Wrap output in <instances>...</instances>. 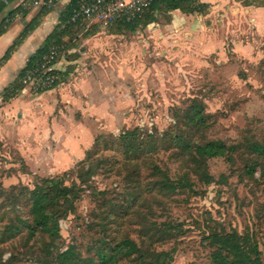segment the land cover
<instances>
[{
	"label": "rangeland",
	"instance_id": "374dc122",
	"mask_svg": "<svg viewBox=\"0 0 264 264\" xmlns=\"http://www.w3.org/2000/svg\"><path fill=\"white\" fill-rule=\"evenodd\" d=\"M224 2L70 28L61 85L0 106V264H218L226 236L264 264V20Z\"/></svg>",
	"mask_w": 264,
	"mask_h": 264
},
{
	"label": "trees",
	"instance_id": "16d2710c",
	"mask_svg": "<svg viewBox=\"0 0 264 264\" xmlns=\"http://www.w3.org/2000/svg\"><path fill=\"white\" fill-rule=\"evenodd\" d=\"M15 0H0V16L1 13L8 7L9 4L14 2ZM74 2V0H71ZM73 4V3H72ZM72 5H66L64 10L62 11V15L60 17V23L62 27L60 29H55L53 33H51L47 39L43 42V44L37 49V51L29 57L27 60L25 66L22 68V70L19 72V76L23 72V70L29 66L31 63H33L37 58H39L47 46L53 42L57 41L60 42L64 36H66L68 30L70 28H73L74 26L72 24H69L67 22V19L69 17L70 9ZM45 9L44 12L50 11V8H43ZM159 9L163 10H180L183 13L189 14V13H197L198 15H204L209 10V4L205 1L201 0H160L155 2L151 8L150 11L145 14L143 19L140 22L131 23V24H125L121 26H117L113 29H134L138 25L142 23H149L152 21L153 16L157 13ZM17 11H21L24 13L25 10L21 9L20 7H16L9 11L7 16L0 18V35L5 31L8 23L10 21H7V19L11 20V17L14 13ZM31 24H28L25 29L22 31V33L14 40L12 45L6 50L4 56L1 58L0 63L4 60H6L10 53L13 51V49L23 40V38L27 35V33L31 29ZM63 78L64 75H63ZM23 86L19 83L18 80L14 81L9 87L5 88L2 94V100L8 101L9 99L15 97L18 92L21 91ZM130 134H133L134 131L129 132ZM129 133H125V138L128 136H131ZM226 152V147L222 142L219 141H208L207 143L198 146L196 148V153L200 157L203 158H210V157H216V156H223ZM41 195H37L35 198V214L42 212L43 210V204ZM39 218L36 221V225L40 226L43 230H46V232L52 233L54 230L50 229V224L53 221L52 216H48L45 213L38 214ZM220 245L217 247L218 249V256L219 261L216 263L218 264H263L260 258V251L258 250V247L256 244L252 246V250L249 251L250 253L243 250L242 245L235 240L234 237H225L221 240H219ZM123 247L119 248H113L112 253L110 255L106 253H100L98 255V263L97 264H110L112 261L116 260L117 252L123 251V249L126 247L130 249L129 251H132L135 248V245L131 241H123ZM69 252L64 251L61 253L62 256H66Z\"/></svg>",
	"mask_w": 264,
	"mask_h": 264
},
{
	"label": "crops",
	"instance_id": "0c3cea01",
	"mask_svg": "<svg viewBox=\"0 0 264 264\" xmlns=\"http://www.w3.org/2000/svg\"><path fill=\"white\" fill-rule=\"evenodd\" d=\"M33 0H15L1 13L0 18L7 16L10 10L20 7L25 10L24 13L17 11L11 17L10 23H8L5 31L0 35V60L4 56L6 50L12 45L14 40L22 33L25 27L28 24H31V29L23 40L13 49L9 57L0 63V106L2 104H7V101L2 100V94L5 88L9 87L14 81H19V72L25 66L27 60L31 55H33L37 49L43 44L47 37L53 33L55 29H60L62 27L60 23V17L62 11L66 7L65 0H59L55 3L53 7L50 8V11L44 12L40 6H34L32 4ZM209 4V10L206 14L200 16L211 15V12L214 7H218L217 3L225 1L228 3L229 0H201ZM215 1V2H214ZM233 2L238 1V4L243 12L252 17V20L249 18V21L264 20V0H232ZM217 2V3H216ZM235 10V7H234ZM46 11V10H45ZM240 11V9H238ZM173 12H181L180 10H173ZM182 13V12H181ZM184 17L187 18L188 15L194 16L198 15L197 13H182ZM248 17V15H247ZM60 63L62 64L61 60ZM64 77H68L69 71L67 68H64L63 72ZM63 81V80H62ZM62 83V82H61ZM59 84L58 86H60ZM57 86V87H58ZM56 87V88H57ZM55 88V89H56ZM54 89V90H55ZM21 91H26V89H21ZM51 92V91H48ZM15 98V97H13ZM14 100V99H10ZM0 109V128L3 125L1 120L8 121V116H11V112L7 111L6 114L2 113ZM21 114H18L20 116ZM6 118V119H5ZM11 120V119H10ZM9 120V121H10ZM21 120V118L19 119ZM13 120H11L12 122ZM13 123H16V121ZM21 121H17V124Z\"/></svg>",
	"mask_w": 264,
	"mask_h": 264
},
{
	"label": "built area",
	"instance_id": "2783aa9c",
	"mask_svg": "<svg viewBox=\"0 0 264 264\" xmlns=\"http://www.w3.org/2000/svg\"><path fill=\"white\" fill-rule=\"evenodd\" d=\"M58 1L33 0L32 4L51 8ZM157 1L160 0H74V2L65 0V5H72L67 22L75 28L88 22L96 23L103 28H116L140 22ZM65 47L62 41L51 42L43 54L21 73L19 83L23 89L38 94L54 90L61 84L64 68L60 60Z\"/></svg>",
	"mask_w": 264,
	"mask_h": 264
}]
</instances>
